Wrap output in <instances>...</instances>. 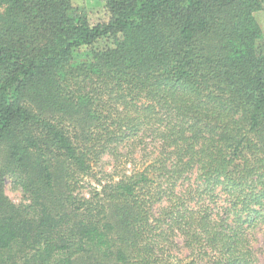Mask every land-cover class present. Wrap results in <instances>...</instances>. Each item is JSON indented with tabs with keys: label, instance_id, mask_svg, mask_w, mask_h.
I'll return each instance as SVG.
<instances>
[{
	"label": "trees",
	"instance_id": "obj_1",
	"mask_svg": "<svg viewBox=\"0 0 264 264\" xmlns=\"http://www.w3.org/2000/svg\"><path fill=\"white\" fill-rule=\"evenodd\" d=\"M104 4L0 0V264H257L264 0Z\"/></svg>",
	"mask_w": 264,
	"mask_h": 264
},
{
	"label": "rangeland",
	"instance_id": "obj_2",
	"mask_svg": "<svg viewBox=\"0 0 264 264\" xmlns=\"http://www.w3.org/2000/svg\"><path fill=\"white\" fill-rule=\"evenodd\" d=\"M71 4L77 10V12L84 14L92 23L106 20L108 18V13L104 6V0H71ZM254 17L260 25L264 35V10L255 11ZM110 44V40L102 39L94 46L103 47L104 45ZM120 149L123 152L126 151L125 147H121ZM134 157L138 162L140 157V151L138 150V147ZM114 165L115 161L111 156H108L107 154L103 155L101 160L94 166L93 174L90 177L85 178V187L82 189V192L86 193L92 186L99 187V183H103L106 179H109V175L114 172ZM127 167H129V165H127ZM113 178L117 179L116 176H113ZM3 190L8 198L17 205L28 202L14 176H5ZM249 233L252 238L251 245L257 259V264H264V227L258 225L253 230L249 231ZM176 241L180 245V248L174 250V253L186 256L189 251L181 246V240L179 238H176ZM198 264L207 263H205V261H200Z\"/></svg>",
	"mask_w": 264,
	"mask_h": 264
}]
</instances>
